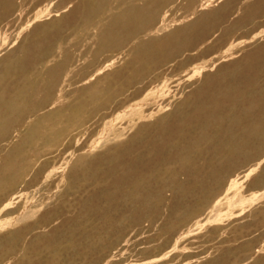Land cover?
Returning a JSON list of instances; mask_svg holds the SVG:
<instances>
[{
  "label": "bare ground",
  "instance_id": "1",
  "mask_svg": "<svg viewBox=\"0 0 264 264\" xmlns=\"http://www.w3.org/2000/svg\"><path fill=\"white\" fill-rule=\"evenodd\" d=\"M0 264H264V0H0Z\"/></svg>",
  "mask_w": 264,
  "mask_h": 264
},
{
  "label": "rangeland",
  "instance_id": "2",
  "mask_svg": "<svg viewBox=\"0 0 264 264\" xmlns=\"http://www.w3.org/2000/svg\"><path fill=\"white\" fill-rule=\"evenodd\" d=\"M160 101H162V99L159 100V101H156L155 104H154L152 107H154V106H155L157 103H159ZM63 180H64V179H63ZM63 183H64L63 181H60V182H59V185L61 186V185H63ZM63 189H64V188L61 187V190H60L61 193L63 192ZM237 208H238V207H237ZM6 210L12 211V210H13V207H9L8 209L6 208ZM232 211H234V210H232ZM217 222H219V221H216V223H217ZM238 224H239L238 227H239L240 229H244V228L247 226V224H246L245 222H244V223H240V222H238ZM232 227H234V226H233L232 224H230V225H229V229H231Z\"/></svg>",
  "mask_w": 264,
  "mask_h": 264
}]
</instances>
